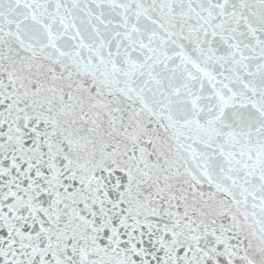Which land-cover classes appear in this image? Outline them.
Instances as JSON below:
<instances>
[{
    "label": "snow or ice",
    "instance_id": "snow-or-ice-1",
    "mask_svg": "<svg viewBox=\"0 0 264 264\" xmlns=\"http://www.w3.org/2000/svg\"><path fill=\"white\" fill-rule=\"evenodd\" d=\"M0 264H264V0H0Z\"/></svg>",
    "mask_w": 264,
    "mask_h": 264
}]
</instances>
